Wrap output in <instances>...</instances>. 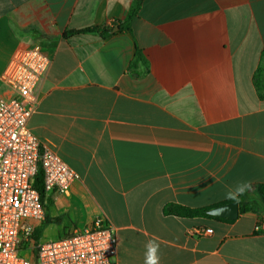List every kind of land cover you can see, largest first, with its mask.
Masks as SVG:
<instances>
[{
  "label": "crops",
  "instance_id": "0c3cea01",
  "mask_svg": "<svg viewBox=\"0 0 264 264\" xmlns=\"http://www.w3.org/2000/svg\"><path fill=\"white\" fill-rule=\"evenodd\" d=\"M134 2L0 0V79L18 51L43 48L28 126L79 175L44 197L40 236L103 217L117 264H144L153 238L160 264H264V0H143L130 18ZM90 27L119 30L64 36ZM239 181L255 208L236 220L166 212L233 202Z\"/></svg>",
  "mask_w": 264,
  "mask_h": 264
},
{
  "label": "built area",
  "instance_id": "2783aa9c",
  "mask_svg": "<svg viewBox=\"0 0 264 264\" xmlns=\"http://www.w3.org/2000/svg\"><path fill=\"white\" fill-rule=\"evenodd\" d=\"M112 26V22H111ZM51 64L40 45L18 51L1 76L0 93V264H117V238L103 217L55 239H35L45 220V201L35 188L40 169L45 196L69 194L77 172L55 151L42 146L28 121L35 112V94ZM264 230V222L258 224ZM201 236L213 233L197 229Z\"/></svg>",
  "mask_w": 264,
  "mask_h": 264
},
{
  "label": "trees",
  "instance_id": "16d2710c",
  "mask_svg": "<svg viewBox=\"0 0 264 264\" xmlns=\"http://www.w3.org/2000/svg\"><path fill=\"white\" fill-rule=\"evenodd\" d=\"M143 0H135L134 5L130 11V18L134 16L138 10L141 7ZM121 29L123 27L117 25ZM114 31V28H107V27H90V28H85L83 30H76V31H71L67 32L64 34V36H69L72 34H77V33H100L102 36H107L111 34ZM137 58L142 59V56L140 52H137ZM255 83L259 91L264 94V57L263 61L260 65V67L257 70L256 77H255ZM35 188L39 191L42 199L44 200L45 197V190H44V173L43 170L40 169L36 179H35ZM258 191L262 197V200L264 202V186H259ZM250 192V191H249ZM249 192H247L243 197L240 198L239 204H240V211L241 213L247 212L254 210L255 205L254 203H249L247 201V197L249 195ZM210 207L207 208H200V209H190L182 206H169L166 209V212L180 216V217H213L208 214V211L210 210ZM216 218V217H215ZM41 235V230L37 229L35 232V239L38 240Z\"/></svg>",
  "mask_w": 264,
  "mask_h": 264
},
{
  "label": "clouds",
  "instance_id": "9594fccd",
  "mask_svg": "<svg viewBox=\"0 0 264 264\" xmlns=\"http://www.w3.org/2000/svg\"><path fill=\"white\" fill-rule=\"evenodd\" d=\"M251 188V182L239 181L234 186L228 188L225 193V198L239 203L240 198L249 192ZM144 247V264H160L161 256L158 239L153 238L148 240Z\"/></svg>",
  "mask_w": 264,
  "mask_h": 264
},
{
  "label": "water",
  "instance_id": "95a60500",
  "mask_svg": "<svg viewBox=\"0 0 264 264\" xmlns=\"http://www.w3.org/2000/svg\"><path fill=\"white\" fill-rule=\"evenodd\" d=\"M117 30H119V28H116L114 32ZM239 212V203L233 201L218 207L211 208L208 211V214L222 219L236 220L239 217Z\"/></svg>",
  "mask_w": 264,
  "mask_h": 264
},
{
  "label": "rangeland",
  "instance_id": "374dc122",
  "mask_svg": "<svg viewBox=\"0 0 264 264\" xmlns=\"http://www.w3.org/2000/svg\"><path fill=\"white\" fill-rule=\"evenodd\" d=\"M5 87V86H4ZM4 87H2V86H0V93H4V91L6 90V87L4 88ZM40 239H42V240H49V239H55L53 236H51V234H49V238H47L46 239V236L45 237H43V238H41V236H40Z\"/></svg>",
  "mask_w": 264,
  "mask_h": 264
}]
</instances>
